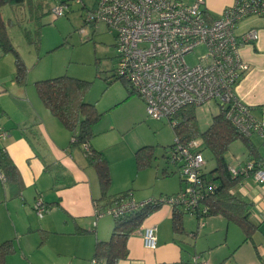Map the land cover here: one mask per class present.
Returning <instances> with one entry per match:
<instances>
[{"label": "crops", "instance_id": "0c3cea01", "mask_svg": "<svg viewBox=\"0 0 264 264\" xmlns=\"http://www.w3.org/2000/svg\"><path fill=\"white\" fill-rule=\"evenodd\" d=\"M232 3L233 0H204L203 6L208 17L215 18ZM3 10L6 9L2 7L1 14ZM260 25L259 21H248L240 27L237 25V35L256 28L259 36L254 43L239 47L240 56L249 68L236 85L235 92L241 101L251 106L253 114L264 122V114L261 113L264 107V26ZM0 79L3 78L0 76ZM3 85H0L4 91L0 99L9 95L13 99L12 105L0 104L1 125L8 130V138L0 142V147L4 148L17 167L23 183L18 193L0 177L3 187L8 184L0 196V241L12 240L15 247V251L7 255L6 264H93L95 242L108 239L114 225V218L109 214L95 218L96 201L99 207L112 203L105 204V198L101 199L102 190L95 168L88 163L82 145L72 143L71 133L39 98L26 89H15L11 91L13 94L5 93L7 88ZM19 95L23 97L19 98ZM136 101L137 114L144 117V102L139 97H136ZM114 103L119 102L113 101L110 105ZM111 127L120 138L123 136L121 126L116 124ZM253 136L255 138L251 143L257 160L252 159L246 147V156H234L233 160L227 161L228 166H238L249 158L264 163V136L253 133L248 138ZM137 145L129 146L128 149L120 147V152L133 154ZM147 168L153 173L152 178H163V187L152 189L143 182L148 174H143V184L132 188L133 191L128 190L130 197L136 201L168 197L185 185L183 178L177 175L180 172L179 164L162 168V175L158 167L153 169L150 165ZM168 183H171L170 188ZM233 192L247 203L248 218L258 225L252 233V239L242 241L243 231L236 224L233 225L239 231L235 236L234 231L230 237L232 223L220 214L209 215L204 223L197 222L201 229L206 226L208 233L199 237L200 246L195 249L198 253L207 250L201 256L204 260L207 258L204 255L209 256L210 261L206 260L208 264H227L229 261L234 264H264V183L256 182L252 175L241 177ZM38 195L42 196L47 207V212L40 219H36L31 210ZM174 208L178 207L166 203L155 206L127 239L128 257L118 264H187L193 252L186 250L183 245L186 229L181 233L173 229ZM182 213L193 216L183 210ZM106 216L113 218V221ZM148 225L156 227L157 247L153 250L145 248L142 242L141 233ZM219 225L221 228L218 229ZM224 228L226 233L223 236ZM219 232L222 234L219 235ZM189 235L195 238L196 232H190Z\"/></svg>", "mask_w": 264, "mask_h": 264}, {"label": "built area", "instance_id": "2783aa9c", "mask_svg": "<svg viewBox=\"0 0 264 264\" xmlns=\"http://www.w3.org/2000/svg\"><path fill=\"white\" fill-rule=\"evenodd\" d=\"M85 7L83 0H76ZM204 0L184 3L181 0H93L85 21L91 26L102 22L115 32L116 63L114 74L130 84L144 102L148 116L167 118L176 123L174 115L186 105H202L216 101L225 109V117L245 137L253 133L264 136V122L252 112L250 105L241 101L235 87L249 65L241 58L239 47L254 43L258 29L251 28L236 34L238 22L244 17L264 16V0H233L215 18H209ZM69 3L59 1L51 8L52 15L65 14ZM198 45L205 47L199 62L190 66L185 54ZM264 114V107L261 108ZM8 132L0 128V140ZM201 141L182 142L178 137L167 148L166 158L179 164L184 187L173 195L136 201L120 197L105 207H95V218L109 214L114 219L144 206L166 203L181 208L201 221L209 212L203 200L215 185L207 183L202 167L206 160L200 152ZM232 177H247L264 183V163L244 160L230 165ZM2 179L3 175L0 173ZM35 212L42 217L47 212L42 196L38 195ZM202 224V222H199ZM143 246L156 249L154 225L142 231ZM93 262V261H92ZM187 264H208L200 253L190 255Z\"/></svg>", "mask_w": 264, "mask_h": 264}, {"label": "rangeland", "instance_id": "374dc122", "mask_svg": "<svg viewBox=\"0 0 264 264\" xmlns=\"http://www.w3.org/2000/svg\"><path fill=\"white\" fill-rule=\"evenodd\" d=\"M181 1L189 3L188 0ZM57 2V0H27L26 4L19 8L4 6L6 10H3L2 17L6 22L8 38L26 66L25 82L18 84L14 78L16 73L15 54L11 51L2 53L0 49V76L3 78L0 79V82L4 84L3 87L7 88L5 93L13 94L11 91L14 92L15 89H26L39 98L34 82L62 75L90 82L84 101L94 104L101 114L91 127L90 145L95 150L100 151L108 163L110 185L106 195L121 194L128 190L133 191L136 186L143 184V182L152 189L163 187L161 186L163 178H152L153 173L148 170V166L138 167L136 151L133 154H124L120 152V147L128 149L129 146L135 147L137 144L138 148L149 146L152 149L150 165L154 167L153 169L158 167L160 172L164 167L175 165L166 158L167 148L175 138L171 121L167 118L154 119L147 113L144 114V117L137 114L136 97L139 96L128 82L114 74L116 63L114 30L102 22L97 23L96 26H91L85 21L86 8L92 6L93 0H83L85 7L81 3H77L76 0H68L69 7L65 14L55 17L49 8L55 7ZM248 21H259L261 22L260 27L264 26V18L249 15L238 22L239 27ZM24 31L30 32L33 39H39L37 46L28 43ZM204 52L205 47L203 45L196 46L185 54L186 63L190 66L196 65ZM2 92L4 91L0 86V94ZM22 97L19 95V98ZM12 99L11 95L5 96L0 99V104L12 105ZM113 101L119 103L110 105ZM218 109L219 106L214 100L196 106V116L201 130H205L209 126L212 116L218 112ZM112 124L121 126L123 130L121 138L111 129V126H114ZM0 128L6 130L1 125V121ZM6 131L8 132V130ZM7 138L0 140V142L6 141ZM254 138L253 136L250 140H254ZM246 153L247 149L243 140L238 139L231 143L225 158L226 161H230L231 158L233 160L234 156L244 157ZM202 154L206 160L202 170L210 177L215 162L207 151H203ZM143 174H148V177L142 182L141 176ZM177 175L179 178L182 177L180 172ZM2 184L0 178V196L3 194V189H7L8 186L5 184L6 187H3ZM170 186L171 183H168V188ZM122 187L125 189H121ZM35 203L36 199L32 203L31 210L36 219H40L41 217L36 214L34 209ZM106 217L113 221L110 216ZM208 217L209 215L201 218L199 222L204 223ZM197 222L198 220L194 216L187 214L182 216V224L187 231L184 234L186 239H183L185 240L183 245L186 250L193 253H198L195 248L200 246L199 237L208 233L207 227L201 229L202 227L199 228ZM219 228H221L220 225ZM200 230H202L201 233ZM238 231L239 229L231 224L229 228L230 237L233 233L235 236ZM190 232H196V237L192 238L189 235ZM225 233L226 229L224 228L223 236ZM206 252L207 250L200 255ZM204 256L207 257L206 260L208 261L209 256L207 254ZM201 258L205 259L202 256ZM227 264L234 263L229 261Z\"/></svg>", "mask_w": 264, "mask_h": 264}, {"label": "trees", "instance_id": "16d2710c", "mask_svg": "<svg viewBox=\"0 0 264 264\" xmlns=\"http://www.w3.org/2000/svg\"><path fill=\"white\" fill-rule=\"evenodd\" d=\"M26 2L27 0H0V49L2 53L11 51L15 54L16 73L14 78L18 84L25 82L26 66L8 38L6 22L2 17L1 9L6 5L12 8H19ZM261 18H264V16ZM24 36L28 43L35 46L38 45L39 39H33L30 32L24 31ZM34 84L41 102L71 133L70 139L72 143L82 145L88 163L96 170L102 190L103 197L101 199L105 198V204L113 202L120 197L129 196V191H125L113 197H106V192L110 185L108 163L104 155L90 145L91 127L101 115L94 104L84 101L90 82L62 75L37 80ZM195 108L196 106L192 104L183 107L174 115L176 123L172 125L175 137L185 143L194 139L200 140V152L207 151L215 162V167L211 170L210 177L203 173L206 182L215 185L214 190L208 193L203 200L209 209L206 216L222 215L229 223L236 224L242 229L244 235L242 241L251 240L252 233L258 225L249 220L247 203L233 192L241 177H232L228 170L225 155L231 143L240 139L246 144L252 159L257 160V154L252 147L253 144L248 137L242 135L225 117V109L222 106H219L218 112L212 116L211 123L205 130H201L199 127ZM135 155L138 167H146L151 164L152 149L149 146L138 148ZM0 173L3 175L4 181H7L18 193L21 191L23 183L20 173L3 147H0ZM95 207H98L97 201ZM154 209L155 206H144L114 219L109 238L95 242L92 263L118 264L120 260L127 258V239L140 227L143 220ZM182 215V210L173 209L172 226L174 231L179 233L184 229ZM191 234H194V232H191ZM14 251L15 247L12 240L0 241V264H6L7 255Z\"/></svg>", "mask_w": 264, "mask_h": 264}]
</instances>
